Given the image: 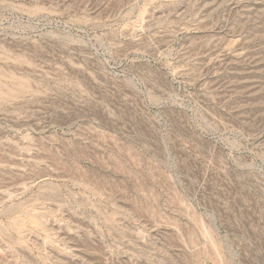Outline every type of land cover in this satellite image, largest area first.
<instances>
[{
    "label": "rangeland",
    "instance_id": "rangeland-1",
    "mask_svg": "<svg viewBox=\"0 0 264 264\" xmlns=\"http://www.w3.org/2000/svg\"><path fill=\"white\" fill-rule=\"evenodd\" d=\"M0 264H264V0H0Z\"/></svg>",
    "mask_w": 264,
    "mask_h": 264
}]
</instances>
